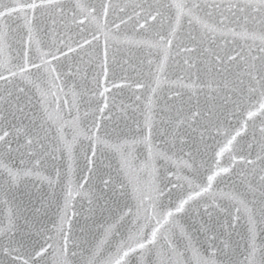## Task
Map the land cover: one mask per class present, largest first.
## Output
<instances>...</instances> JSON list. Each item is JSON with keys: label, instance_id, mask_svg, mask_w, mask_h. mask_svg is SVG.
Instances as JSON below:
<instances>
[{"label": "snow or ice", "instance_id": "6c2138e0", "mask_svg": "<svg viewBox=\"0 0 264 264\" xmlns=\"http://www.w3.org/2000/svg\"><path fill=\"white\" fill-rule=\"evenodd\" d=\"M133 48L144 53L139 65L119 55ZM175 57L182 74L168 80ZM125 65L148 81L128 82L116 72L127 73ZM133 87L150 94L135 96L136 130L128 135L119 124L109 128L110 101L114 90ZM78 142L86 175L78 189L69 177L49 228L34 194L18 200L16 192L32 177L59 182L58 170L55 179L40 171L48 158L66 154L71 174ZM93 177L102 193L119 186L121 199L113 207L92 193L89 204L109 219L78 233L73 192ZM0 197L7 219L0 264H177L180 257L183 264H264V0H0ZM220 199L233 203V221L246 218L242 261L226 241L202 256L182 223L201 206L209 215L224 211ZM177 231L191 257L176 247Z\"/></svg>", "mask_w": 264, "mask_h": 264}, {"label": "water", "instance_id": "95a60500", "mask_svg": "<svg viewBox=\"0 0 264 264\" xmlns=\"http://www.w3.org/2000/svg\"><path fill=\"white\" fill-rule=\"evenodd\" d=\"M3 2H7V0H3ZM93 2H95V0H93ZM44 39L46 42H49L47 40V37H44ZM119 55H127V57H130L129 63L134 65H139L140 59L144 58L143 51L135 48L132 49V52L126 53L125 51H122ZM152 59L154 60V62H158V60L160 59V54L154 53ZM177 60H180V57H175V60L169 59L168 61V65L166 66L164 72V76L168 80H175L178 75L182 74L179 66L176 64ZM124 68L128 69L127 73H125L119 67L116 68V72L120 76L127 75L129 78L128 82L141 78H144L147 82L149 79L147 77L137 76V74L132 69L128 68L127 65H125ZM147 71L148 67L147 63L145 62L144 72L147 73ZM90 78L91 70H89V80ZM81 83L83 84V81H81ZM167 88V83L162 84L158 95L163 97L167 93ZM65 90L67 91V89ZM149 94L150 93L146 90H136L134 87L125 88L120 92L114 90L112 93L114 100L110 101L111 103H114L116 105V107L113 109V112L115 113L113 117L114 124L109 123V128L114 127L115 124H119L120 128L124 129V131L128 135H131L133 132H135L136 126L132 119V108H134L137 103H140L135 101V96L141 95L143 100V98ZM29 95H31V92L29 93ZM33 99L35 102V98ZM122 105L131 106L128 108L127 115L119 111ZM38 109L39 105L36 106V110ZM85 110L86 105L82 102L80 106L81 114H83ZM74 114L75 111L73 110V115ZM62 115L66 120L71 119V117L68 115L67 109L64 110ZM138 115L139 113H137V116ZM140 119L142 120L143 118L140 117ZM232 122L235 123L234 120ZM126 123L128 127H125ZM54 133L55 125H53V134ZM72 135V129L66 128V139L71 140ZM85 143L87 142L85 141ZM156 143L159 144L160 140L158 139ZM209 143H212V141H209ZM241 144H243V141H241ZM137 154L140 155L141 158L146 155V150H144L143 146L139 147ZM73 155L76 158V164L73 165L74 171L71 174H69L68 172V158L66 154L56 160L48 158L44 163L42 169L40 170L42 172V175L55 179L57 170L61 173L60 180L55 186L50 187L46 180H38L35 177H32L27 180L26 184H21L20 190L16 192V197L18 200L25 199V197L22 195L25 192L34 194L33 204L36 208L40 209V218L49 228H52L53 221H56L58 219V206H62L64 203V197L67 195L69 177L72 180V187L74 189H78V184L83 183V177L86 175V172L82 171L84 161L83 156L80 152L79 142L75 146ZM226 159L227 157L225 158V160ZM15 163L19 164V161L16 160ZM106 163H108V161H106ZM112 163L113 165L115 164L114 161H112ZM106 171H110V169L106 168ZM121 179H123V177H121ZM233 179H235V177H233ZM227 183L230 185L231 181H227ZM237 187H239L238 184ZM220 188H225V184H221ZM102 189L103 185L101 184L99 179L93 177L92 182L85 189L79 190V195H77V191L74 190L72 204L74 205L75 210L78 212V217L75 218L77 220L76 231L78 233L80 228L84 226H87L94 231L98 230L99 225L105 220L109 219V214L107 212H104L103 214L99 212L98 205L89 204V199L91 198L92 193H95L98 196L102 194L104 196V200H106L109 205H112L113 207L115 205V202L118 199H121V197L119 196V186H117V191L115 193L108 190H103L102 193ZM225 190L227 189L225 188ZM239 190L243 191L242 188H240ZM217 191H219V189H217ZM53 194H55V198H52ZM36 197H39L40 199L37 200ZM50 198L52 199V203L49 205L48 200ZM250 198L251 196H249V199ZM0 199H3V197H0ZM104 200L100 201V203H104ZM40 201H43V207L41 206ZM217 202L221 204V207L223 209H225L224 211L215 210L211 212V215H209L208 213L203 211V207L201 206L198 212L194 211L184 217L182 223L192 237V248H195L202 256H205L207 258L212 252L217 251L226 241L231 244L233 250L237 254V257L242 261L244 259L243 254L245 253V237L247 235L246 218L244 217L243 213H241L240 220L233 221L232 217L229 215V211H231L233 214L235 212L233 203L226 199H220ZM92 208H97L95 214L90 211V209ZM5 213L6 209L3 204L0 203V226L7 223ZM23 223L24 221L21 220L20 224L22 225ZM233 224L234 227L232 226ZM205 226L207 227V229H210V231L206 232ZM213 237H215V239H213ZM259 239H264V236L259 237L258 242ZM174 241L176 247L180 252L185 253L187 257L192 256V248L187 247L189 243L187 237L181 236L179 231H177L174 237ZM154 259L155 257H153V260ZM183 260L184 258L180 257L177 264H183Z\"/></svg>", "mask_w": 264, "mask_h": 264}]
</instances>
